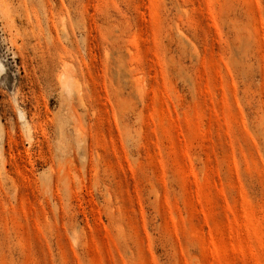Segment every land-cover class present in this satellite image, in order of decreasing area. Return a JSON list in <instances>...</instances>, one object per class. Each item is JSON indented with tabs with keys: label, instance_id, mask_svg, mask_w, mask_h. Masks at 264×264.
I'll list each match as a JSON object with an SVG mask.
<instances>
[{
	"label": "rangeland",
	"instance_id": "374dc122",
	"mask_svg": "<svg viewBox=\"0 0 264 264\" xmlns=\"http://www.w3.org/2000/svg\"><path fill=\"white\" fill-rule=\"evenodd\" d=\"M0 264H264V0H0Z\"/></svg>",
	"mask_w": 264,
	"mask_h": 264
},
{
	"label": "bare ground",
	"instance_id": "6f19581e",
	"mask_svg": "<svg viewBox=\"0 0 264 264\" xmlns=\"http://www.w3.org/2000/svg\"><path fill=\"white\" fill-rule=\"evenodd\" d=\"M64 83V86L68 89V87H67V83H65V82H63Z\"/></svg>",
	"mask_w": 264,
	"mask_h": 264
}]
</instances>
